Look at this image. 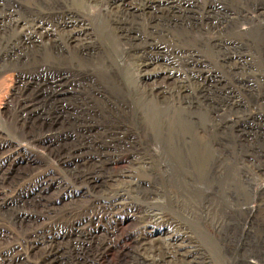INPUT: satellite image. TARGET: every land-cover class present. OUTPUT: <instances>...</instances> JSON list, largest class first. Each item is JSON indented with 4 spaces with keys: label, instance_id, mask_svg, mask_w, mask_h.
I'll use <instances>...</instances> for the list:
<instances>
[{
    "label": "rangeland",
    "instance_id": "1",
    "mask_svg": "<svg viewBox=\"0 0 264 264\" xmlns=\"http://www.w3.org/2000/svg\"><path fill=\"white\" fill-rule=\"evenodd\" d=\"M202 1L201 4L205 2ZM234 1L229 0V5L226 6L229 14L233 15L232 20L227 18L231 25L229 32L219 34L204 29L192 32L190 38L202 42L198 54L203 57L205 62L202 61V64L207 69L219 73L232 84L233 80L242 84L244 79L246 84L257 91L261 80L264 84V45L261 42L264 33L260 30L264 28V22L259 24L256 12L243 5L239 6L246 13L239 14ZM108 4V0L90 3L75 0L74 5H66L62 0H0V162L2 157L16 151L21 161H24L19 170L27 171L30 166L34 170L0 198V257L24 255L19 244L26 229L35 232L57 222L60 215L48 217L42 210L43 202H40L41 198L47 200L52 195L56 200L65 198L59 208V212L66 214L62 221L68 226L76 225L84 237L75 246V250L71 251L67 247L63 250L64 264H79L72 258L74 255L79 258L89 257L96 264H144L145 254L142 256L139 242L142 237L148 236L149 230L159 229V225L148 218V214L153 212L176 218V224L170 230L175 226L174 229L183 230L198 238L195 252L198 253L196 262L199 264H264V195L260 199L257 193L260 190L264 192V107H252L253 102L260 98L257 93H252L251 96L237 93L242 101H246L241 110L243 112L226 111L211 116L196 105L189 107L186 104L179 110L199 122L201 136L205 135V139L214 143L209 148L205 141L203 144L198 140L187 143L183 158L185 164L192 163V151L203 154L211 168L223 162V166L211 169L205 181L195 179L200 173L198 170H185L172 165L173 171L170 172L166 159L163 160L165 155L162 154V146L154 139L147 141L142 134H136L128 124H125L128 132L135 136L139 148L145 154L141 156L152 159L136 164L137 159L127 158L121 162L122 165L113 164L114 167L103 175L108 177L111 173L132 169L134 173L127 180L133 186L123 182L124 186L110 185L106 194L94 192L86 182L75 181L66 175L57 161L48 155L49 148L60 145L70 134L63 110L76 97L70 81L76 77V71H73L70 63H51L53 67L48 64V70L41 69L43 73L38 75V68L43 63L28 65L30 62L27 57L37 51L47 54L48 39L60 34V21L73 12L94 29L95 36H92L99 49L97 56L103 58V62L100 60L99 64L91 66L95 73L103 74L109 65L117 71L126 70L134 88L135 80L131 73L138 62L134 57H121V51L129 48V45L116 40L114 46L107 43L106 34L108 39H114L107 21ZM35 24H43L46 30ZM220 37L226 46L234 47L235 43V50L252 52L238 76H231L221 63L222 54L227 53L229 47L212 46ZM162 42L169 44L165 40ZM246 42L248 43L245 44ZM38 55L42 57L41 54ZM117 63L119 67L116 66ZM60 72L61 76H57ZM40 75L41 81L37 79ZM31 86H34V95L41 105L38 110L24 112L17 108L18 97L24 87ZM148 104L156 112L167 114L172 101L167 98L159 102L148 100ZM140 122L141 126L149 123L144 117L140 118ZM98 134H93L97 137L91 136L90 139L102 140L103 135ZM104 138L108 140L105 136ZM131 152L123 151L119 155L127 157ZM36 164L37 167L34 168ZM11 165V161H6L3 170H12ZM48 171L65 183L68 188L66 193L58 194L53 186L48 190L42 186ZM173 181L179 190L171 185ZM194 184L198 187L195 188ZM156 188L160 189L157 196L153 195ZM182 189L194 190L196 194L187 197L182 194ZM207 190L219 193L214 205L220 202L223 209L227 207L226 204L231 206L230 218L221 220L217 229L213 227V223L218 218L212 220L203 207L207 203L203 196ZM119 195L124 196L118 201V206L109 208L110 200ZM182 199L188 208L195 206V214L177 206V203H181L177 200ZM221 206L219 210H223ZM171 224L173 223L170 221L167 225ZM163 231L168 230L164 227ZM108 242L111 250L100 257L101 251H97L101 247L99 244Z\"/></svg>",
    "mask_w": 264,
    "mask_h": 264
},
{
    "label": "bare ground",
    "instance_id": "2",
    "mask_svg": "<svg viewBox=\"0 0 264 264\" xmlns=\"http://www.w3.org/2000/svg\"><path fill=\"white\" fill-rule=\"evenodd\" d=\"M81 1L90 3L95 0ZM108 1L107 21L113 31L111 34L114 39H108V34H106L107 43L114 46L117 41L129 45V48L121 51V57H134L138 62L134 72L131 73L135 80L134 88L131 86L126 70L117 71L109 65L103 74H96L91 66L99 64L100 60L103 62V58L97 56L99 49L92 36L95 34L94 29L77 18L73 12L64 19L62 18L58 30L60 34L54 35L53 39H48L47 54L37 51L31 57H27L30 62L28 65L36 66L43 63L38 68V75L43 73L41 69H47L48 64L53 67L51 63L54 65L70 63L73 71H76V77L70 80L76 97L71 99L69 105L64 106L63 110L65 121L68 124L66 128L69 129L68 133L70 134L60 145L49 148L48 155L57 161L59 168L66 175L75 181L86 182L94 192L106 194L110 185L124 186L123 182L133 186V183L127 180L134 173L132 169L120 170L115 174L111 173L108 177L103 175L105 171L114 167L113 164L119 165L127 158L137 159L136 164L152 159L141 156L145 154L139 148L135 136L128 132V126L125 125L128 124L134 128L136 134H142L147 141L154 139L162 146V154L165 155L162 157L163 160L166 159L170 172L173 171L172 165L185 170H198L200 173L195 179L205 181L209 177L211 169L223 166V162L211 168L203 154L192 151V163L185 164L183 158L187 143L198 140L200 144H203L205 141L208 148L212 147L214 143L205 139V135L201 136L199 122L179 111L183 108L182 105L186 104L189 107L196 105L211 116L226 111L243 112L241 110L246 101H242L237 94L242 92L249 96L252 93H257L260 98L253 102L252 107L261 105L264 107L262 80L259 82L261 85L258 86L260 89L257 91L246 84L244 79H242L244 84L234 80L232 84L225 80L222 75L213 72L212 69H207L202 64L204 59L198 54L202 42L193 41L190 38L192 32L204 29L213 30L219 34L229 32L231 25L227 18L232 20L233 16L229 14V10H226L229 0H204L205 2L202 4L200 3L202 0ZM235 1L236 7L239 8V14L246 13L244 8L239 6L243 5L256 12L259 24L264 22V0ZM62 2L66 5L75 4V0H62ZM236 11L238 12V10ZM237 16L239 17V15ZM242 16L240 17L242 18ZM35 25L46 30L43 24ZM260 30L264 33L263 27ZM48 36L51 35L48 34ZM261 42L264 45V34H262ZM226 45L223 44L221 37L212 43V46L216 48L229 47L228 52L222 54L221 63L231 76H238L249 56H252V52L235 50V43H233L234 47ZM38 54H41L42 57ZM116 66L119 67L118 63ZM61 73L56 75L61 76ZM37 79L41 81V75ZM44 81L47 80L44 79ZM32 88L34 86L22 89V94L18 97L17 102L19 110L27 112L40 108V101H38V97H35L36 91ZM166 98L172 101L167 114L156 112L148 104V100L159 102ZM141 117L146 118L149 123L141 126ZM98 133L103 135L102 140L104 141L99 138L90 139L91 136L97 137L93 134ZM104 136L108 140H105ZM123 151L132 152L130 156L121 157L119 153H123ZM1 159L0 198L11 191L22 178L34 171L32 166L27 171L19 170L20 164L24 161H21L16 151ZM6 161H11L12 170H9L10 168L3 170ZM36 167L37 164L34 165V168ZM42 183V186L47 190L53 186L54 191L58 194L68 191L65 183L49 171L44 176ZM171 185L179 190L175 181L171 182ZM194 185L195 188L198 187L197 184ZM159 190L156 188L153 195L157 196ZM217 192L207 190L203 194L204 199L207 200L203 207H205L208 216L212 220L218 218L217 222L213 223V227L216 229L219 226L218 223L231 216L232 213L231 206L226 203L225 209L222 208L220 202H218L220 205L218 203L214 205L213 202H217L216 198L219 196ZM257 193L260 199H263L264 192L260 190ZM182 194L187 197L194 196L196 191L182 189ZM123 196L119 195V197L111 199L108 203L109 208L118 206V201ZM146 197L150 198L148 195ZM64 200L65 198L56 200L52 195L47 200L41 198L43 212L48 217L60 215V218L55 224L45 226L35 232L26 229L19 244L24 255L19 257L1 256L0 264H64L63 250L66 247L67 249L71 248V251L75 250V246L84 239L83 234L79 233L75 227L76 225L68 223V226L66 222L62 221L66 214L59 212V208ZM177 202H181L177 203L181 209L185 208V211L191 214L196 213L194 212L195 206L188 208L185 200H177ZM219 206L223 210H219ZM148 218L155 221L159 225V229L158 231L149 230L148 236L142 237L139 242L142 256L145 254L144 264H199L196 262L198 253L195 252V248L199 243L196 236L192 237L183 230H176L175 226L170 230V227L176 224V218L167 216L165 213H149ZM169 220L173 224L167 225ZM164 227L167 228V232L163 231ZM99 247L97 251H101L99 252L100 257L105 256L111 250L109 242L99 244ZM72 258L76 259L79 264H96L90 261L89 257L79 258L78 255H74ZM251 262L253 261L251 260Z\"/></svg>",
    "mask_w": 264,
    "mask_h": 264
}]
</instances>
